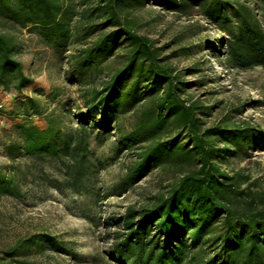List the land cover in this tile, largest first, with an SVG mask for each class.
<instances>
[{
	"label": "trees",
	"instance_id": "obj_1",
	"mask_svg": "<svg viewBox=\"0 0 264 264\" xmlns=\"http://www.w3.org/2000/svg\"><path fill=\"white\" fill-rule=\"evenodd\" d=\"M170 7L196 6L228 35L224 64L247 71L264 67V0H153ZM148 0H0V20L27 29L58 51L68 50L70 72L84 84L86 113L70 126L61 114L45 115V126L33 123L38 112L26 99L30 115L5 112L20 121L3 142L6 163L0 164V197L21 196L23 158L50 161L61 178L46 181L94 197L122 195L154 169L172 173L166 192L147 205H129L122 214L99 217L97 224L115 228L105 250L110 264H264V185L249 168L232 166L264 147V129L250 125L205 126L202 105L184 97L180 79L160 49L134 30L130 12ZM114 26L92 43V34ZM80 48H71L73 45ZM213 50L217 47L212 46ZM124 50L116 68L104 63ZM15 36L0 23V89L19 94L32 84L17 53ZM106 72V73H105ZM107 78L98 85L97 75ZM17 95L14 97L17 99ZM260 105V100L252 102ZM132 113L129 129L118 119ZM115 155L132 161L115 184L94 189L103 167L90 149L111 130ZM50 250L76 257L55 235L40 232L19 238L0 250V264H35L32 251Z\"/></svg>",
	"mask_w": 264,
	"mask_h": 264
},
{
	"label": "rangeland",
	"instance_id": "obj_2",
	"mask_svg": "<svg viewBox=\"0 0 264 264\" xmlns=\"http://www.w3.org/2000/svg\"><path fill=\"white\" fill-rule=\"evenodd\" d=\"M134 19L136 33L147 36L160 49V55L180 74V79L188 83L184 97L202 105L200 115L205 126L215 124L250 125L264 129V67L247 71L228 68L224 64L225 45L228 35L202 14L199 7H170L148 0L143 6L130 12ZM2 28L15 36L19 45L17 57L32 84L19 94L1 89L0 112L7 115L10 109L30 115L25 101L34 99L38 112L33 115V123L45 126V115L61 114L65 121L77 126V116L86 113L82 95L85 88L74 80L70 72L68 50L58 51L40 36L27 29L12 28L0 20ZM114 26L102 28L88 39L92 43L100 35ZM80 48L73 45L71 48ZM212 46L217 47L213 50ZM124 50L108 59L105 67H119L124 60ZM106 73V72H105ZM107 78L97 75L98 85ZM6 93H9L6 95ZM18 96L15 99V96ZM260 100L256 106L252 102ZM8 117V122L0 125V164L6 163L3 142L20 121L16 115ZM134 120L132 113L121 116L118 121L129 129ZM116 133L112 129L106 140H94L90 149L93 156H99L103 167L98 180L93 181L94 189L102 183L109 185L119 181L125 173L126 165L132 161L131 154L115 155L113 141ZM24 179L21 183V196L0 197V250L12 246L17 239L33 233L46 232L76 253V257L50 250H36L27 257L35 264H110L105 250L111 243L115 228L97 224L99 217L122 214L129 205L139 207L151 203L154 197L166 192L172 173L154 169L142 177L122 195L111 196L98 202L84 193L64 188L58 190L43 177L42 171L50 177L61 178V167L50 161H36L23 158ZM233 165L251 170L262 177L264 185V147L252 151L249 159L232 160Z\"/></svg>",
	"mask_w": 264,
	"mask_h": 264
},
{
	"label": "built area",
	"instance_id": "obj_3",
	"mask_svg": "<svg viewBox=\"0 0 264 264\" xmlns=\"http://www.w3.org/2000/svg\"><path fill=\"white\" fill-rule=\"evenodd\" d=\"M0 93H1V89H0ZM9 93H6V95H8ZM3 108V103L0 101V109ZM8 117L7 115L3 114L0 112V125H4L8 122Z\"/></svg>",
	"mask_w": 264,
	"mask_h": 264
}]
</instances>
